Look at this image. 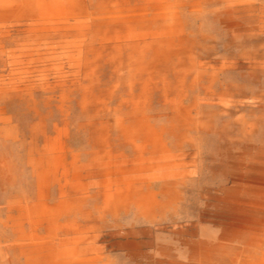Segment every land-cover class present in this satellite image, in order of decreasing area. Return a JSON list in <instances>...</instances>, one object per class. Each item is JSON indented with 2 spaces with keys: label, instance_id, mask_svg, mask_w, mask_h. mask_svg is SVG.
<instances>
[{
  "label": "rangeland",
  "instance_id": "374dc122",
  "mask_svg": "<svg viewBox=\"0 0 264 264\" xmlns=\"http://www.w3.org/2000/svg\"><path fill=\"white\" fill-rule=\"evenodd\" d=\"M0 264H264V0H0Z\"/></svg>",
  "mask_w": 264,
  "mask_h": 264
}]
</instances>
